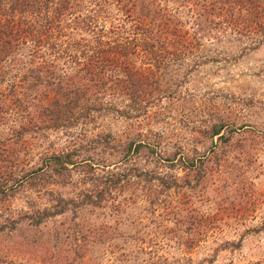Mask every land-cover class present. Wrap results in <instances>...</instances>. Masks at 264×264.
<instances>
[{
    "label": "rangeland",
    "instance_id": "rangeland-1",
    "mask_svg": "<svg viewBox=\"0 0 264 264\" xmlns=\"http://www.w3.org/2000/svg\"><path fill=\"white\" fill-rule=\"evenodd\" d=\"M109 5L106 25L115 23L118 15ZM178 9L186 18L185 8ZM215 33L217 38L205 33L199 41L201 55L214 60L180 67L177 75H171L177 83L171 97L155 102L146 115L125 118L109 110L84 127L87 137L161 129L183 150L205 153L198 181L176 166L160 169L188 181V187L160 193L163 204L150 208L140 190H123L100 207H72L66 200L85 187L78 180L80 166L67 165L60 176L49 166L36 170L62 148L65 133L61 128H44L34 105H29L30 129L18 140L10 129L25 118L9 111L4 114L0 119V264H50V253L57 255V249L60 256L70 252L71 264H88L83 262L86 259L97 264H176L187 259L192 264H264V40L251 47L244 36ZM193 59L184 61L191 65ZM120 99L115 100L118 106ZM73 124L67 129L75 135L78 127ZM212 124L220 126L217 135L195 132ZM75 141L81 143V136ZM163 148L171 151L169 145ZM23 174L26 179L13 182ZM8 186L2 193L1 188ZM61 199L58 204L65 202V207L58 213ZM116 201L121 202L119 211L112 207ZM36 210L45 211L38 225L21 216ZM185 215L213 222L203 229L198 226L191 235L174 224ZM101 225L109 228L111 238L91 241L87 231ZM81 236H85L82 242ZM74 247L77 250L72 252Z\"/></svg>",
    "mask_w": 264,
    "mask_h": 264
},
{
    "label": "trees",
    "instance_id": "trees-1",
    "mask_svg": "<svg viewBox=\"0 0 264 264\" xmlns=\"http://www.w3.org/2000/svg\"><path fill=\"white\" fill-rule=\"evenodd\" d=\"M109 4L118 15L115 23L106 25ZM179 6L187 13L184 19ZM215 30L244 36L251 47L258 45L264 40V0H0V119L8 111L25 118L10 129L21 140L30 129L27 109L34 105L44 128H61L67 137L62 148L36 170L49 166L60 176L67 165L80 166L78 180L85 187L66 200L72 207H100L123 190H140L150 208L163 204L160 193L188 187V181L160 169L176 166L198 181L205 153L183 150L161 129L87 137L84 127L109 110L125 118L146 115L155 102L171 97L170 90L177 85L171 75H177L180 67L214 60L201 55L199 41L205 33L217 38ZM186 57L194 58L191 65L184 61ZM72 123L78 127L75 135L67 129ZM219 128L212 124L195 132L212 136ZM79 136L81 143L75 141ZM26 178L23 174L13 182ZM60 201L58 213L65 207ZM120 205L116 201L112 207L119 211ZM37 213L21 216L38 225L45 211ZM194 216L176 219L175 227L183 226L192 235L198 226L203 229L213 222L197 221ZM111 236L104 225L87 231L93 242ZM67 253L60 256L58 249L57 255L50 253V264L66 260L71 264L73 257ZM83 262L97 264L92 259ZM176 264L192 263L187 259Z\"/></svg>",
    "mask_w": 264,
    "mask_h": 264
}]
</instances>
